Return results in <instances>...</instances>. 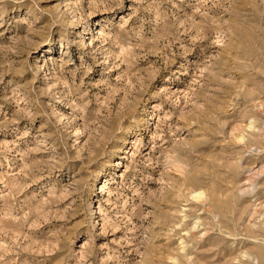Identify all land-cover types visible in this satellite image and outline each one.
<instances>
[{
    "label": "rangeland",
    "instance_id": "374dc122",
    "mask_svg": "<svg viewBox=\"0 0 264 264\" xmlns=\"http://www.w3.org/2000/svg\"><path fill=\"white\" fill-rule=\"evenodd\" d=\"M0 264H264V0H0Z\"/></svg>",
    "mask_w": 264,
    "mask_h": 264
},
{
    "label": "bare ground",
    "instance_id": "6f19581e",
    "mask_svg": "<svg viewBox=\"0 0 264 264\" xmlns=\"http://www.w3.org/2000/svg\"><path fill=\"white\" fill-rule=\"evenodd\" d=\"M249 127H252V122L249 123ZM240 138H243V136H241ZM249 178L250 177H247V180L245 182L246 187L244 189H247V190L250 189L251 187H253V183L247 182L249 180ZM193 196L195 198H201L200 196H202V192L201 191H194Z\"/></svg>",
    "mask_w": 264,
    "mask_h": 264
}]
</instances>
